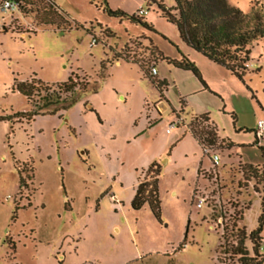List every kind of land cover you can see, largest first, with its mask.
Returning <instances> with one entry per match:
<instances>
[{
    "label": "rangeland",
    "instance_id": "374dc122",
    "mask_svg": "<svg viewBox=\"0 0 264 264\" xmlns=\"http://www.w3.org/2000/svg\"><path fill=\"white\" fill-rule=\"evenodd\" d=\"M49 1L59 16L46 15L43 9ZM159 1L169 7L172 3ZM33 2L39 12H0V264H239V256L230 252V236H219L209 228L211 221H201L209 210L191 203L188 176L184 181L165 176L161 226L146 206L139 212H114L113 197L103 192L108 188L106 172L116 165L110 153L118 148L114 137L140 112L143 96V114L155 109L161 115L143 146L151 143L156 149L164 136L163 123L181 116L182 109L188 131L194 116L208 114L218 136L236 146L231 154L226 150L229 142L216 140L220 177L211 195L219 196L229 216L241 220L261 190L254 180H246L242 168L263 163L258 146L264 147V132L256 143L254 130L257 120L264 119V39L250 46L248 72L239 81L183 44L148 0L141 6L148 11L145 23L154 31L107 13L137 16L139 0ZM227 3L245 15L264 9V0ZM94 38L97 42L90 47ZM127 50L145 63L156 62L157 78L167 84L162 94L139 65L119 58L116 62V56ZM180 51L191 56L188 59L202 72L207 86L205 92L186 100L179 89L193 90L196 78L163 60L175 58ZM192 57L198 58V66ZM75 77L88 83L86 92H57L58 83ZM32 78L50 89L36 93L34 105L76 100L66 110L41 109L29 121L16 117L36 110L15 89ZM121 94L124 98L119 100ZM163 97L167 98L164 112L156 105ZM154 134L156 143H152ZM98 141L106 143L110 160L102 157ZM130 156L139 158L140 153ZM18 170L23 172L21 187ZM175 184L177 195L172 198ZM216 216L210 213L211 219ZM256 218L257 208L252 206L247 228L256 224ZM244 246L253 256L248 240Z\"/></svg>",
    "mask_w": 264,
    "mask_h": 264
},
{
    "label": "trees",
    "instance_id": "16d2710c",
    "mask_svg": "<svg viewBox=\"0 0 264 264\" xmlns=\"http://www.w3.org/2000/svg\"><path fill=\"white\" fill-rule=\"evenodd\" d=\"M16 1L21 2L22 6L20 7V11L22 13L31 12L33 10L39 12V8H35L36 5L33 2L34 0ZM140 1L145 3L147 0ZM148 1L156 7L160 18L174 27L183 44L197 54H200L209 62L224 68L237 80L242 81L243 77L248 72L247 64L250 62V46L253 42L264 39V9L261 11L252 9L250 15H245L238 8L230 6L227 0H170L172 2L170 7L159 0ZM43 10L50 18L53 14L59 16V13L56 12V8L51 1L47 2ZM107 13L117 17H126L131 22L139 23L144 28L154 31L151 25L145 23L144 17H139L138 15L128 17L120 11L113 12L107 10ZM136 57V52L132 53L127 50L120 56H116V62H118L119 58L126 62L129 61L139 65L144 77H146L156 90L162 94L161 86H165V84L149 74V68L151 66L155 68L154 64L145 63ZM166 61L177 69L193 74V76L205 87V83L202 81L198 69L187 57L182 56L178 61L168 59H166ZM15 89L36 108V110L31 113L16 115V117L23 116L28 121L31 120L33 116L37 115L41 109L50 107L53 109L50 111L51 113L58 109L66 110L70 104L76 100L75 97H73L68 101L45 102L40 106L34 105V95L41 91L47 93L50 89L47 84L38 80L36 81L33 78L30 79V81L16 84ZM76 89H78L79 92H86L88 90V83L78 81V78L75 77L74 79L69 78L67 81L58 83L57 85V92L63 95L71 94ZM92 90L95 92V89ZM195 119L190 123L188 132L198 144H200L198 140L199 136L203 135L208 143L214 145L218 139L215 127L209 125L207 129H204V127H202L203 129H197L198 124L202 122L209 123L207 116L203 115ZM258 148L263 163L260 166L244 165L242 173L246 180L252 179L255 184L261 185V190L258 193L260 214L256 221V228L248 235L245 233L244 228L240 229L238 232L237 245L231 246L230 248L232 254L239 256L237 259L239 264L264 263V257L258 251V245L261 240L260 234L264 226V147L258 146ZM21 173L23 172L18 170L19 187L23 184ZM159 176V165L155 162L151 163L143 172V177L139 179L130 207L133 212H139L146 206L155 222L161 225V208L158 193ZM186 234L187 228L183 241L186 240ZM245 240H248L252 245L251 251L253 256L249 255L248 250L244 246Z\"/></svg>",
    "mask_w": 264,
    "mask_h": 264
},
{
    "label": "crops",
    "instance_id": "0c3cea01",
    "mask_svg": "<svg viewBox=\"0 0 264 264\" xmlns=\"http://www.w3.org/2000/svg\"><path fill=\"white\" fill-rule=\"evenodd\" d=\"M141 3L142 1L139 0L138 6H141L142 5ZM182 56H185L187 58L191 57L190 55L186 54V52L183 53L180 51V53L176 54L175 58H170L168 60L178 61L181 59ZM197 59H198L197 57L191 58V60L194 61L198 66L199 64L196 62ZM163 60L165 61L167 66H172L173 68H175L173 65L168 63L166 59ZM198 62L205 64L203 61L198 60ZM152 64H154L155 66V70H156L155 77L157 78L158 76V71L156 68L157 64L156 62H153ZM210 64L213 63L210 62ZM222 69L224 72L229 73L224 68ZM183 72L191 74L190 72L187 71H183ZM229 75L231 76L230 73ZM200 76L202 81L205 82L202 72H200ZM157 79L158 81H162L165 84V87L167 86L166 80H164L163 78L161 79L157 78ZM196 81L198 83H195L196 85H194L195 88L193 90H186L184 88H182L181 90L179 89V95L181 99L186 100L187 97L189 98L206 91L207 89L206 84L204 87L199 80L196 79ZM123 98L124 96L122 94L119 95L118 97L119 100H122ZM166 99H167L166 97H163V101H159L158 104H156L161 110H163V112L166 110V105H165ZM145 102H146V98L142 96L139 103L141 105L142 111L140 109V112H138V114H136L135 116L132 115L130 117V120L128 121V124L130 126L128 125V127L125 128V130L122 131L117 136L118 138L114 137L115 141H117V147H118L117 149H115V151L113 149L110 152L106 146V143L102 141H98L99 151L103 153L102 157L110 160L111 159L110 153H111V155H113L112 158L115 160L116 163V165L110 167L106 172V180L108 181L107 184L108 188L103 192L104 196L113 197V199H111V202H112V209L114 210V212L120 210H123L124 212H129L131 210L130 205L134 198L135 190L138 185L139 179L143 177V172L153 162L157 163L160 167V176L158 179L159 199L161 198V185L163 183L165 176L168 175L171 178H173V180H181V181H184L186 179L185 176H188L189 177L188 181L191 182L190 194L192 193V190L196 185L205 184V179H203L201 173H199V170L201 171L202 169H207L209 167V161L203 155L201 147L199 146L198 142L186 129V124L189 121L184 117L185 113L183 109L180 112L181 116H179L182 119V123L176 129L172 130L170 133L167 134L165 133L166 127L168 124L174 121V119L168 121L167 124L165 122L163 123L162 126L164 128V132H163L164 136L161 138V140L160 139L158 140L159 142L157 144L156 149H155L156 145L155 147H153L151 143L147 146H143L144 139L147 138L149 134L155 132L156 127L154 124L159 122L157 118L161 117V115L155 109L150 113L143 114V108ZM203 115L207 116V118L209 119L208 122L212 124L213 127H215L216 129V126L213 124L208 114L196 115L194 117L197 118ZM194 117H190V119ZM161 124L162 121L160 125ZM216 134L219 141H221V144H224L223 141L229 142L230 145L226 150H228L229 153L232 154V152L236 149V146H234L230 140H224L222 137H219L217 129H216ZM156 137L157 135L154 134V140H152V143L153 142L156 143ZM136 152L140 153L139 158L130 156ZM229 160H234L235 162L234 157L233 158L229 157ZM217 173L218 176L220 177L218 168H217ZM175 187L176 184L173 187L175 190L172 189L170 193L172 198H174L177 195V190ZM190 194L188 196L191 201ZM252 206H256L257 218H258L260 214L259 195L251 199L249 208L244 212V216L240 221L241 227L243 226L245 228L247 234L256 228V224L254 226H251V228H247L245 224L248 217V212L252 208ZM203 217L205 218L204 220ZM203 217L201 221L209 222L210 211ZM187 218L188 221H190V218L189 217ZM161 224H162V219H161ZM260 236L264 238V229L260 234Z\"/></svg>",
    "mask_w": 264,
    "mask_h": 264
},
{
    "label": "built area",
    "instance_id": "2783aa9c",
    "mask_svg": "<svg viewBox=\"0 0 264 264\" xmlns=\"http://www.w3.org/2000/svg\"><path fill=\"white\" fill-rule=\"evenodd\" d=\"M21 6H22L21 2L16 0H0V12L3 13H7V12L12 13L16 10H21L20 9ZM147 14L148 11L144 7L138 6L137 15L139 17H145ZM96 41H97L96 38L92 39L90 43V47L94 45ZM149 74L154 77L156 76V70L154 67L151 66L149 68ZM163 91H164V86H161V93H163ZM181 123H182V119L179 116H177L174 121H172L170 124L167 125L165 133L167 134L170 133L172 130L176 129ZM208 126L209 123L202 122L201 124L197 125V129H203L202 127H204V129H207L209 128ZM263 132H264V119H258L254 130V138L256 143H258ZM198 140L203 155L209 161V167L207 169L201 170V175L203 179H205V184L196 185L193 188L191 193V203L192 204L194 203V207L196 209H201L203 207H206L211 214L217 213V216L214 219L210 218V221L212 223H210L209 228L212 229V231L216 232V234H219V236L221 237H224L225 235L228 234L230 236V240L232 239L231 246H236L238 240V234H239L238 232L241 229V228L239 229L237 226V224H240L241 221L240 217L238 216L236 218L234 214H232V216H229L230 213H228V210L222 208L219 196L211 195L214 191L217 190L218 187L217 184L219 182V176L217 173V168L220 164V156L218 153H216L214 145L208 143V141L205 139V136L203 135L199 136ZM210 200H213L214 204L209 205ZM215 208H217L218 211H215L214 210ZM227 222H229L231 226L228 227ZM182 247L185 248L186 244L182 245ZM258 251L264 257V238L262 237L258 245Z\"/></svg>",
    "mask_w": 264,
    "mask_h": 264
}]
</instances>
